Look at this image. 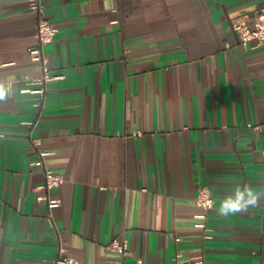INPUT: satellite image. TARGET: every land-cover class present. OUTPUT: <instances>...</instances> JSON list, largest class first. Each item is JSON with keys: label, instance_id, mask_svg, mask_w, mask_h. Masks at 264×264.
<instances>
[{"label": "crops", "instance_id": "crops-1", "mask_svg": "<svg viewBox=\"0 0 264 264\" xmlns=\"http://www.w3.org/2000/svg\"><path fill=\"white\" fill-rule=\"evenodd\" d=\"M42 4L62 75L43 102L20 91L41 74L37 13L0 0V264H52L60 245L78 264H264V203L218 213L238 184L264 201V126L248 125L264 124V44L233 27L264 0ZM39 150L64 178L51 210Z\"/></svg>", "mask_w": 264, "mask_h": 264}, {"label": "built area", "instance_id": "built-area-1", "mask_svg": "<svg viewBox=\"0 0 264 264\" xmlns=\"http://www.w3.org/2000/svg\"><path fill=\"white\" fill-rule=\"evenodd\" d=\"M30 8L37 13L36 22V37L37 44L29 48L30 58L33 61H37L41 66V74L35 77H29L25 80V85L20 89L21 92H31L40 94L42 102L46 96L49 83L53 80L59 79L62 75L52 72L49 65V57L46 54L45 46L51 42L54 38L57 28L44 17L42 0H28ZM233 27L239 33L241 43L247 45L252 39H256L258 44H264V7H262L256 14L252 22H248L245 18L241 17L233 22ZM40 102H38L39 104ZM253 128H260L264 124H248ZM140 134V132H136ZM50 152L46 150H39L40 162L45 168V179L42 187L46 190V194L43 196L47 200L48 208H54L61 203L60 198L51 197L50 192L57 188L64 178L61 174L54 172L45 165V158ZM196 204L204 209V213L196 215L200 220L195 223L196 226L208 231L207 226V212L214 205V198L208 188H201L196 197ZM52 217V214L50 213ZM110 248L121 251L123 254H128L127 244L125 242L120 243L118 240H113L110 244ZM138 263H141V259H137ZM196 262H202L201 259H197ZM191 261H186L177 264H191ZM52 264H78L75 257L66 253L64 247L60 245L58 254L54 258Z\"/></svg>", "mask_w": 264, "mask_h": 264}, {"label": "clouds", "instance_id": "clouds-1", "mask_svg": "<svg viewBox=\"0 0 264 264\" xmlns=\"http://www.w3.org/2000/svg\"><path fill=\"white\" fill-rule=\"evenodd\" d=\"M261 195L248 184H238L233 193L220 202L218 213L227 217L244 212L249 207H258L264 203Z\"/></svg>", "mask_w": 264, "mask_h": 264}]
</instances>
